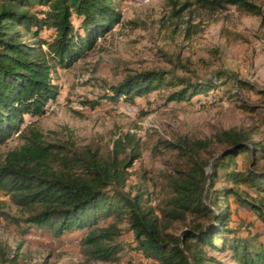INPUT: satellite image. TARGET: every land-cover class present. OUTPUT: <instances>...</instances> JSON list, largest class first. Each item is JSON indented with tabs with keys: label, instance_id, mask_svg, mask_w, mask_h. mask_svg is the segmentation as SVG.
<instances>
[{
	"label": "trees",
	"instance_id": "16d2710c",
	"mask_svg": "<svg viewBox=\"0 0 264 264\" xmlns=\"http://www.w3.org/2000/svg\"><path fill=\"white\" fill-rule=\"evenodd\" d=\"M196 4L213 13L235 7L264 17L263 7L253 0ZM190 6L175 3L167 21L186 24V36L199 28L183 21ZM122 24L115 0H0V148L22 131L20 144L0 159V191L26 214L8 220L25 236L37 228L56 237L81 233V264H119L128 249L152 264H264V240L234 228L231 209L233 199L264 227V141L254 139L256 128L230 129L205 140L167 138L152 129V145L129 131L112 149L96 141L80 144L71 131L52 138L36 124L22 128L25 116L43 117L58 99L59 70L72 68ZM45 32H50L48 39ZM178 66L190 72L187 65L174 68ZM194 78L175 69L143 70L106 85L100 99L80 104L89 110L105 101L137 106V99L162 91L166 105L187 106L210 97L217 102L227 88L230 98L241 102L240 109L264 113L261 104L238 97L240 90L254 92L264 104V88L223 69ZM145 148L156 155L162 150L175 154L161 183L145 169L134 170ZM135 176L138 182L129 186ZM151 182L157 191L149 188ZM108 220L112 222L103 226ZM125 231L133 234L134 245L120 240ZM22 247L0 241V264H30Z\"/></svg>",
	"mask_w": 264,
	"mask_h": 264
},
{
	"label": "rangeland",
	"instance_id": "374dc122",
	"mask_svg": "<svg viewBox=\"0 0 264 264\" xmlns=\"http://www.w3.org/2000/svg\"><path fill=\"white\" fill-rule=\"evenodd\" d=\"M253 1L264 9V0ZM115 2L123 15V24L102 38L99 46L72 68L59 70L56 77L61 88L58 99L49 105L43 117L25 116L26 123L22 128L33 123L52 138L54 133L66 135L71 131L78 143L96 141L106 149H112L114 141L129 131L137 132L144 144L152 145L148 136L152 129L167 138L181 135L205 140L230 129L256 128L258 135L254 139L264 141V113L257 116L240 109L241 102L232 100L227 88L221 89L217 102L210 97L187 106L166 105L164 92L157 91L137 99L136 105L141 110L135 114L125 113L124 102L112 104L105 101L95 110L83 108L80 103L100 99L106 93V85H116L127 75L148 69H175L178 75L192 78L205 77L223 69L257 89L264 88V17L248 15L235 7L213 13L200 9L196 0ZM175 3L191 5L182 14L183 21H190L191 25L199 28L190 36L184 32L186 24L178 20L174 21L175 25L167 22ZM176 9H180V5ZM75 24L78 25L76 20ZM49 36L50 32L43 33L45 39ZM170 58L175 64H171ZM180 63L187 65L190 72L181 66L174 68ZM238 94L243 102L264 107L254 92L240 90ZM142 112L148 113L147 116ZM19 144L14 135L6 146L0 148V159ZM174 157V153L162 150L156 155L152 148H145L134 170L145 169L155 182L161 183ZM137 182L135 176L128 184L133 186ZM154 187L152 182L149 183V188L157 191ZM231 209L234 228L241 234L259 235L264 240V227L251 211L239 207L233 199ZM25 216V212L0 191V241L12 248L23 244L22 253L28 255L30 264H40L44 259L49 264H81L85 261L81 251V233L56 237L52 231L37 228L25 236L7 218ZM110 222L112 220L104 221L102 225ZM122 227L126 229L127 225ZM120 240L127 246L135 244L133 234L128 231ZM216 256L224 259L223 255ZM119 264H152V261L128 249Z\"/></svg>",
	"mask_w": 264,
	"mask_h": 264
},
{
	"label": "built area",
	"instance_id": "2783aa9c",
	"mask_svg": "<svg viewBox=\"0 0 264 264\" xmlns=\"http://www.w3.org/2000/svg\"><path fill=\"white\" fill-rule=\"evenodd\" d=\"M139 4L142 5V3H139ZM124 108H125V113H128V114H135V113H138L141 110L140 106H138V105L137 106L126 105ZM154 128H157V127H154ZM21 132L22 131H19L17 134H15V136H17V138H18V136L20 135Z\"/></svg>",
	"mask_w": 264,
	"mask_h": 264
}]
</instances>
